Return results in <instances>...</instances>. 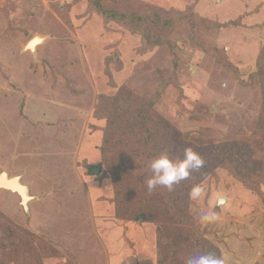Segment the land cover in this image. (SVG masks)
<instances>
[{"label":"rangeland","instance_id":"rangeland-1","mask_svg":"<svg viewBox=\"0 0 264 264\" xmlns=\"http://www.w3.org/2000/svg\"><path fill=\"white\" fill-rule=\"evenodd\" d=\"M101 1L121 20L93 0H0V175L32 197L0 190V264H157L159 227L124 214L127 192L186 148L200 191L156 190L161 248L200 238L264 264V0Z\"/></svg>","mask_w":264,"mask_h":264},{"label":"trees","instance_id":"trees-1","mask_svg":"<svg viewBox=\"0 0 264 264\" xmlns=\"http://www.w3.org/2000/svg\"><path fill=\"white\" fill-rule=\"evenodd\" d=\"M102 1L101 0H93L92 4L94 5L95 9H96V12L99 13V14H102L108 18H114L116 20H121V17L115 13V12H112V11H105L101 8V3ZM130 20H132L135 25V27H137L138 23L137 22H140V19L136 16H132L130 18ZM263 72L264 70L261 69ZM138 118H140L142 120L143 116L139 115ZM147 134H149V131L146 130ZM145 149H147V145H144L143 146ZM147 147V148H146ZM172 157H174L172 154H170ZM157 156L156 154L154 155V157ZM117 163L119 164V166H117L119 169H117V171L120 170L119 173H117V176H120L122 177V173H123V169H120V167H123V163L124 161H117ZM133 166H137V165H132L131 167ZM140 165H138L139 167ZM196 172H192L189 177L186 179V180H183L179 183L180 185V189H179V192L183 195L182 196V199L183 200H187L188 199V193L197 186V184L200 182V177H196ZM205 174V173H204ZM204 174H202V176H204ZM147 177L149 175H146ZM144 181H142V183H140V185H134L133 184V190L132 191H129L127 192V195L129 196L130 200L129 202L133 203V204H130L131 207H134L135 209H125V215H128L129 217H132L133 218H138V217H141V218H145L146 214H150L153 216V218L149 219V222L151 224H156L158 225V229H157V236H158V261H157V264H173V261H175L176 259H178V255H181V258L179 260H182L183 261V264H185V261L187 259V256L184 255V253L180 252V251H177L174 249V247H181V246H190L191 249H193V252L192 254H196L197 255H200V254H209V253H212V254H215L216 256H218V250H216V248L212 247L211 245H208L207 243H205L202 239L200 240V238H197L195 240L192 241V243L188 240H183L182 243L180 244V246L178 245H174V244H167V243H164V247L161 248L160 244H159V238L161 236V233H163V231H161V227L159 224L165 222L162 216V214L160 213V209H161V205H159V202H154L153 201V198L154 196H156V190H153L152 192H149L146 188V185H145V180L146 179H143ZM138 195L139 199L136 197ZM158 196V194H157ZM164 202L166 203H172L171 202V199L168 197H164ZM137 201V202H136ZM135 205L137 207H135ZM186 206V204H178L176 206L175 204V208L178 209V207H182V206ZM172 207V206H171ZM182 211L181 209H178L176 211ZM185 211L182 212V221H178L176 220V222L178 223H184V225L186 224L187 222V218L188 216L186 214H184ZM168 214V213H166ZM191 219V218H190ZM181 225V224H179ZM182 226V225H181ZM160 254V255H159ZM162 255V257H161ZM170 256H173L172 258ZM161 257V258H160ZM160 258V259H159ZM171 258V259H169Z\"/></svg>","mask_w":264,"mask_h":264},{"label":"clouds","instance_id":"clouds-1","mask_svg":"<svg viewBox=\"0 0 264 264\" xmlns=\"http://www.w3.org/2000/svg\"><path fill=\"white\" fill-rule=\"evenodd\" d=\"M204 166L203 158L191 148H186L181 157H172L169 150L161 151L147 162V168L150 175L145 180L146 188L149 192L158 188H164L172 191L174 186L181 181L186 180L189 175ZM199 186L192 189V192L198 193ZM210 217H201L202 222H208ZM185 264H224V260L215 254H200L190 256Z\"/></svg>","mask_w":264,"mask_h":264},{"label":"bare ground","instance_id":"bare-ground-1","mask_svg":"<svg viewBox=\"0 0 264 264\" xmlns=\"http://www.w3.org/2000/svg\"><path fill=\"white\" fill-rule=\"evenodd\" d=\"M42 39L40 38H34L32 39V41L30 42V44H28L27 49H29L30 51H33L35 49L36 46H38L39 43H41ZM19 176H13V177H9L6 173H3L0 175V188H6V189H0V190H5V191H9L7 189H10L11 191H9L10 193L19 195L18 196H22L23 195V202L26 201V203L28 201H30L32 199V197L30 196L29 192L28 195H26L24 192L26 191V188L24 184H22L21 182V178H19ZM18 192V193H16Z\"/></svg>","mask_w":264,"mask_h":264},{"label":"water","instance_id":"water-1","mask_svg":"<svg viewBox=\"0 0 264 264\" xmlns=\"http://www.w3.org/2000/svg\"><path fill=\"white\" fill-rule=\"evenodd\" d=\"M28 44H30V42L28 43ZM27 44V45H28ZM3 174V173H2ZM19 178H21V176H19ZM18 178V179H19ZM25 188H26V191L24 192L26 195H28V188L25 186ZM0 189H6V188H0ZM7 190H9V191H11L10 189H7ZM16 193H18V192H16ZM18 195H19V193H18ZM20 197V199H21V205H22V207L23 208H26V201L25 202H23V195L21 196H19Z\"/></svg>","mask_w":264,"mask_h":264},{"label":"crops","instance_id":"crops-1","mask_svg":"<svg viewBox=\"0 0 264 264\" xmlns=\"http://www.w3.org/2000/svg\"><path fill=\"white\" fill-rule=\"evenodd\" d=\"M28 192H29V190H28Z\"/></svg>","mask_w":264,"mask_h":264}]
</instances>
